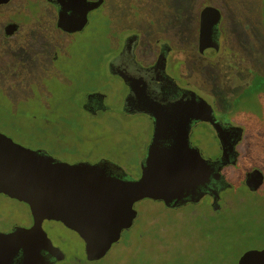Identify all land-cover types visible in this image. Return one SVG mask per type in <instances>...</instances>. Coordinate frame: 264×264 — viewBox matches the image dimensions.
<instances>
[{"label": "rangeland", "instance_id": "1", "mask_svg": "<svg viewBox=\"0 0 264 264\" xmlns=\"http://www.w3.org/2000/svg\"><path fill=\"white\" fill-rule=\"evenodd\" d=\"M172 1L173 5L169 9L163 3L165 15L162 16L167 23L164 30H159L162 34L158 38L173 48L170 54L174 64H184L186 75L192 74L193 64L198 65L199 71L201 66L210 61L212 69L220 71L222 76L217 74L216 79L208 84L203 82L202 77L192 82L204 93L216 112L221 105L214 102L209 92L210 87L221 85L228 77L232 84L241 83L244 69L252 66L259 57L255 41L264 43V31L259 28L264 0ZM161 6L162 3L157 0L156 7ZM56 10L57 7L46 0H11L0 5V76H7L6 81L13 85L7 95L0 89V96L3 94L8 100L20 99L22 108L29 104L32 114L28 116H33V112L39 113L37 110L43 104L51 105L53 109L58 105L61 112H64L61 115L62 124L59 128L48 126V122L51 124L56 120L50 118L49 121L39 120L32 126L29 122H34V119H22V129L15 131L7 126L5 120L6 123L0 121V131L17 143L39 151L45 150L50 156L67 163L98 164L107 161L120 165L124 169L123 179L135 180L143 170L141 158L152 126L143 114L133 115L123 109L127 87L107 66L109 59L118 51L121 38L127 34L125 31H128V23L124 24V19L129 15L115 16L110 21L95 24L93 15L100 12V7L97 6L93 8L92 17L84 30L64 32L56 26ZM212 13L215 15H210ZM204 14H208L209 18L214 17L215 22L218 21L220 41L218 49L212 47L218 50L216 57L211 59L204 53L201 61L199 55L203 53L200 50V37ZM7 21H18L21 24V29L10 37L5 36L2 31ZM210 29L207 27L204 32L209 33ZM255 33L258 36L252 37ZM153 39L143 37L140 51L142 58L153 56L158 50L160 45ZM175 68L172 67L173 75ZM20 69L24 71L22 80L19 78ZM186 75L178 76L177 72V79L183 83L191 82L185 80ZM251 79L256 80L255 77ZM17 80H20L18 84ZM251 84L252 87L258 86L256 81ZM8 87L9 85L4 89ZM96 89L107 94L106 105L115 110L116 120L123 122L124 126L107 125V112L93 115L77 109L76 106L83 101L81 98L86 90ZM254 92V97H244L243 101L246 102L239 107L244 117L231 118L240 121L250 135H246L241 148L245 158L241 160L238 168H228L227 171L232 182H237L236 188L224 193L225 206L215 214H227L229 223L232 224L239 221L240 225L232 229L238 235L235 252L264 248V185L258 195H251L242 184V170L256 165L264 167V151H260V156L257 157L251 154L252 149L264 147V91ZM220 97L222 98L221 95ZM31 129L34 134L29 133ZM59 132L62 136H57ZM211 141L215 144V138L211 137ZM123 142L126 143L125 147L120 145ZM207 142L209 141L206 139V144ZM202 149L208 156L218 148L215 145L210 152L209 147L203 146ZM235 191L240 195H234ZM244 196L245 201L241 199ZM150 203H155L152 211L155 206L160 211L164 209L162 202L146 198L136 201L132 208L137 215L136 227L131 232L122 231L118 242L109 253L94 262L87 260L84 239L77 231L61 221L45 220L44 229L66 255L59 264H201L202 260L198 255L208 254V242L215 243V235L210 234L211 216L207 207L195 203L196 205L187 209L179 227H176L177 222L172 226L162 221L155 226H149L150 229L148 227L145 234L143 225L146 226L148 221L156 218V214L144 216L142 212ZM189 211L192 213L189 214ZM239 215L242 216L241 219ZM235 216L237 217L233 219ZM31 219L32 213L27 203L0 193V232L6 233L16 226H26ZM244 234L250 235V238L244 237ZM130 235H143V238L140 241L137 237L130 246L126 242ZM117 244L119 246L115 248ZM224 246L230 247L229 242ZM120 248L122 254L117 255ZM128 250L133 253L128 255ZM108 257L110 258L107 261ZM225 264L236 263L229 258Z\"/></svg>", "mask_w": 264, "mask_h": 264}, {"label": "flooded vegetation", "instance_id": "2", "mask_svg": "<svg viewBox=\"0 0 264 264\" xmlns=\"http://www.w3.org/2000/svg\"><path fill=\"white\" fill-rule=\"evenodd\" d=\"M46 1L57 7L56 14H54L56 15V26L62 31H82L89 24L88 22L92 17L93 9L87 11V21L83 28L71 30L75 26L74 22L76 19L84 15L79 3L76 0ZM91 1L94 0H87V2ZM3 4L6 3H1L0 5ZM205 25L212 29L214 22L212 21L210 24L207 25L206 23ZM3 26L2 31L7 37L15 35L21 29V24L18 21H7ZM67 26L69 29H67ZM142 40L143 37L137 33L125 34L121 38V44L117 53L109 59L107 65L109 71L120 77L127 87L126 94L123 98L125 104L123 109L133 115L143 114L148 118L152 126L146 139L145 150L141 158L142 167L147 165V161L154 163L157 160L156 158L162 159L178 152L185 153L187 156L186 160L192 166L193 157L198 160L199 157L203 159V162L199 164L200 168L196 172H192L193 174L191 173L178 187H171L164 190L160 198L145 197L150 201L162 202L164 207L160 211V208L155 206L154 211H152L155 203H150L142 209L144 216L147 214H156V218L153 221H148L146 226L143 225V233L146 234L149 226H155L162 221L172 226L177 222L178 226L176 227H179L180 222L184 219L188 211L187 209L190 206L193 207L196 205L195 203L205 205L208 209L209 216L215 217V214L225 206L223 203L224 193L231 190L234 191L236 188L237 182H232L227 171L228 168H238L241 160L245 158L241 148L246 139V135H250V133L245 130L242 124L232 120V117L229 118L223 115V112L227 109L225 106L222 107L221 97L214 100L215 103L221 105L217 109L218 113H216L217 111L215 112V109L206 100L203 95L204 93L195 84L190 82L183 83L177 79L178 76H182V73H184L183 64L179 66L174 64V59L170 54L173 48L169 44L157 38L154 42L160 45L158 50L153 56L142 58L140 53ZM173 66L176 67L174 75L172 74ZM19 71L21 72L19 78L22 80L24 78V71L22 69ZM6 77L5 75L0 76V82L9 83L6 81ZM193 78L197 79V76L194 74L192 76ZM20 80H17V83ZM2 87L4 89L6 86ZM190 87H193L195 91L193 89L191 90ZM4 90L11 92L9 87ZM209 92L213 97L214 93L212 91ZM106 97L107 94L100 89L86 90L81 98L83 101L79 102L76 107L78 110L81 109L93 115L99 112H107V125L119 126V124H122L124 126L123 122L119 123L116 120L115 110L106 105ZM43 105L51 109L50 111L54 110L51 105ZM211 137L215 138V144L211 141ZM206 139L209 141L207 144ZM125 144L123 142L120 145H124L125 147ZM215 145L218 148L217 151L206 156L202 147H209L208 150L210 152L212 150L211 148ZM263 149L264 147L252 149L251 154L256 157L260 156L259 153L260 151H264ZM103 162L107 164L105 173L123 179L124 169L120 165L118 166L107 161ZM257 169L261 170L264 174V167H260L259 165L242 170V184L246 188V192L251 195H258V192L264 185L263 182L257 190H254L249 185L252 183V177L247 182V174ZM141 176L142 173L137 179ZM234 195L240 194L235 191ZM243 195L245 194L243 193ZM241 199L246 200L245 196L241 197ZM188 213L190 214L192 211ZM133 215V226L130 229H123L122 231L132 230L136 227L135 221L137 215L135 213ZM163 215H167V217ZM33 224L34 219L32 216L31 222L28 225L16 226L6 233L14 232L18 227L30 228ZM52 242L65 255L64 251L54 241ZM121 250L120 248L117 255L122 254ZM61 256L62 253L60 252L55 254L46 248H39V257L33 258V256L25 253L24 249L20 247L12 252L7 259L9 264H59L66 258L65 255L64 258L59 259ZM86 258L88 261L94 262L103 257L89 260L86 253ZM67 264H70V262H67Z\"/></svg>", "mask_w": 264, "mask_h": 264}, {"label": "water", "instance_id": "3", "mask_svg": "<svg viewBox=\"0 0 264 264\" xmlns=\"http://www.w3.org/2000/svg\"><path fill=\"white\" fill-rule=\"evenodd\" d=\"M9 1L0 0V4ZM101 1L76 0L84 15L76 19L71 30L83 28L87 11L99 6ZM212 21L214 30L212 27L209 33H205V24ZM217 22L214 17L203 15L202 53L215 55L218 51L212 48L218 49L220 41ZM190 89L194 90L193 87ZM186 157L185 153L178 152L162 159L156 158L154 163L147 161L139 179L125 180L105 173L107 164L104 162L60 161L17 143L0 131V193L27 203L34 219L30 228L18 227L11 233L0 232V264H9L8 256L20 247L33 258L39 257V248L55 254L60 252L62 256L59 259L64 258L63 252L53 244L43 228L47 219L61 221L77 231L86 242L89 260L104 257L118 242L122 230L133 226L132 207L136 201L145 197H162L164 190L178 187L200 168L203 159L193 157L192 166ZM251 177L252 183L248 184L257 190L264 182V174L257 169L247 174V182ZM237 264H264V248L246 250Z\"/></svg>", "mask_w": 264, "mask_h": 264}, {"label": "trees", "instance_id": "4", "mask_svg": "<svg viewBox=\"0 0 264 264\" xmlns=\"http://www.w3.org/2000/svg\"><path fill=\"white\" fill-rule=\"evenodd\" d=\"M156 1L157 0H134L133 2H129L128 0H102L100 5L98 6V8L100 7V12L97 15H93L92 20L93 23L96 24L101 21H110L111 18L115 16L129 15L126 19H124V24L128 23V25L126 26V29H128V31H125V33H137L145 38H154L153 41H155L159 37V35L162 34L159 33V30H164L167 23L165 18L162 16L165 15V7L163 6V3L166 4L168 9L173 5L172 0H158L160 3H162V6L156 7ZM259 21L261 26L259 28L264 31V11L262 12L261 17L259 18ZM253 36L256 37L258 35H256L255 33V35H252V37ZM258 43H256L255 41V44L257 45V47L255 48L259 57L255 60L252 66H248L244 69V72L241 74V83L232 84L230 78L228 77L227 80L221 85L217 84L213 87L209 86V91H212V93H214L213 100L219 98L220 95L222 96V103L225 104V108L227 109L225 112H223V115L229 118L234 117L239 119V117H244V114L239 111V107L242 104H245L246 102L245 100L243 101L244 97H247L246 99H250L254 97L253 95L255 94V90L264 91V43ZM262 50L263 52H261ZM216 54H208V56H210L212 59L214 56L216 57ZM204 55V53L203 55H199V59L201 61L203 60ZM193 66L194 67L191 68L192 74L186 75L187 69L184 68L183 64L184 73H182V75H186L187 79L185 80L193 81L194 78L192 79V76L195 74L197 76V80L202 77L204 79L203 82L205 84H208L216 79L217 74H220V76H222L220 71L212 69L211 61L210 63L201 66L199 71L198 65L196 66L195 64H193ZM199 73L201 76L199 75ZM251 77H255L256 80L251 79ZM254 81H256V84L258 86L252 87L251 83ZM7 85H9V89L12 90V83L9 84L6 82H0V89L2 90L4 95H7L9 92L5 91L2 86ZM3 94L0 96V121L5 122L6 120L7 123H5L11 129L19 131V129H22L21 120L31 118L35 120L34 122H29L30 124H32V126L37 124V121L44 120V118L47 121H49L50 118L56 119L55 121L51 122V124L48 122V126L59 128L62 124L63 118L61 115H64V112H61L60 107L58 105H55V109L53 111H50L51 109H49L47 106H40L41 108L37 110L39 113L33 112V116H28L29 114H32V112H30L28 108L29 104H25V106L22 108L20 105V99L8 100L6 96L3 97ZM43 107H46V109H43ZM235 121L237 123L242 124L240 121ZM38 127L40 128L43 126ZM32 129L29 131V133L34 134ZM41 129L46 130V128ZM58 135L62 136V133L59 132L57 136ZM40 151L47 153L45 150ZM237 200L240 202H244L239 198H237ZM236 217L237 216H235L233 219H235ZM238 217L239 219H241L242 216L239 215ZM210 223L212 225V230L210 231V234L215 235V243L208 242V248L210 247L207 251L208 254L203 255L202 253H200L198 255L199 259L202 260L201 264H225V262L229 258L233 259L235 263H237L240 255L246 250H248L244 249L235 252L234 249V246L237 245L238 235L235 234L232 229L240 225L239 221L233 224L229 223L227 214H220L218 216L211 217ZM125 231L131 232L132 230ZM244 235V237L250 238V235ZM137 237L138 236L130 235L126 240L127 244L131 246V244L136 241ZM138 238L141 241L143 235H139ZM222 238H226L227 240H223ZM228 242L230 247H225L224 244ZM118 246L119 244H117L115 248H117ZM229 249H231V251H229ZM131 253L133 252L128 250V255ZM109 258L110 257L106 258L107 261Z\"/></svg>", "mask_w": 264, "mask_h": 264}]
</instances>
